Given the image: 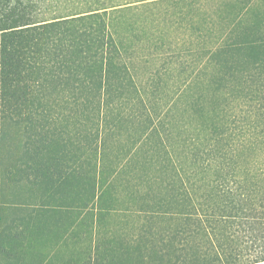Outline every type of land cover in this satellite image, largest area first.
Here are the masks:
<instances>
[{
  "label": "trees",
  "instance_id": "obj_1",
  "mask_svg": "<svg viewBox=\"0 0 264 264\" xmlns=\"http://www.w3.org/2000/svg\"><path fill=\"white\" fill-rule=\"evenodd\" d=\"M0 127V264H264V0H0Z\"/></svg>",
  "mask_w": 264,
  "mask_h": 264
},
{
  "label": "rangeland",
  "instance_id": "obj_2",
  "mask_svg": "<svg viewBox=\"0 0 264 264\" xmlns=\"http://www.w3.org/2000/svg\"><path fill=\"white\" fill-rule=\"evenodd\" d=\"M81 127H79L80 129ZM1 129V127H0ZM1 132V130H0ZM10 144H14V147H19L20 153L23 151V142L21 131L17 128H13L9 132ZM121 145L127 144V140L121 137ZM113 144V148L117 146ZM0 143V148H1ZM119 144V145H120ZM1 173V172H0ZM13 179V178H12ZM121 189L123 187L121 186ZM122 191V190H121ZM83 194L80 195L75 193L73 195V201H75V206L81 203ZM123 197V196H121ZM72 201V202H73ZM71 203V201L69 202ZM49 202L47 199V194H43L42 191L29 183H17L16 181L8 180L4 177L3 174H0V226L4 222H13L16 220V223L28 224L31 223L35 226H44L47 222L54 224L56 220L61 216L60 213H56L54 206L57 203ZM51 208V209H50ZM70 221V219H69ZM51 237L44 236L40 239L42 241L39 244L33 245L32 248H29L27 259H31L33 255V249H39L46 251Z\"/></svg>",
  "mask_w": 264,
  "mask_h": 264
}]
</instances>
